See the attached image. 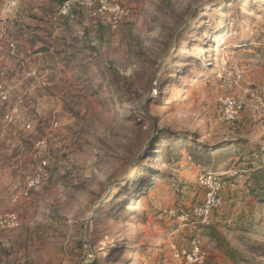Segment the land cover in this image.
Listing matches in <instances>:
<instances>
[{
	"label": "rangeland",
	"instance_id": "rangeland-1",
	"mask_svg": "<svg viewBox=\"0 0 264 264\" xmlns=\"http://www.w3.org/2000/svg\"><path fill=\"white\" fill-rule=\"evenodd\" d=\"M65 1L0 13V43L14 45L0 54V155L21 169L12 201L6 185L0 195L20 220L0 230V264H175L171 244L190 238L211 264H264V113L248 94L264 88V0H107L122 9L115 27L112 11L70 0L62 13ZM6 56L26 71L12 75ZM222 66L241 69L240 86ZM226 95L244 103L236 129L219 119ZM54 122L46 179L22 197ZM239 162L212 225L162 216L201 201L203 169Z\"/></svg>",
	"mask_w": 264,
	"mask_h": 264
},
{
	"label": "built area",
	"instance_id": "built-area-1",
	"mask_svg": "<svg viewBox=\"0 0 264 264\" xmlns=\"http://www.w3.org/2000/svg\"><path fill=\"white\" fill-rule=\"evenodd\" d=\"M107 0H99V7L94 8V0H84L82 4L88 6L91 15L106 10L112 11L110 23L112 27L118 22L122 9L118 4H113L108 9L105 4ZM18 5V0H3L0 13L2 16H8L13 13ZM72 8V1L66 0L62 5V13H67ZM13 51V44L9 45ZM5 70L0 66V101H6L9 96V90L5 86L2 77ZM36 71L28 72V76H35ZM218 75L224 85L228 87L240 86L243 81V72L237 66H222L218 71ZM248 94L254 97L258 103V108L264 113V88L249 89ZM22 102L20 99L18 103ZM244 103L232 95L222 97L220 101L219 119L229 127L236 129L241 121L244 112ZM17 111V104L13 105L4 115L7 122H13V114ZM58 126L57 122L52 124V130L48 137L39 139L35 144V157L37 158L36 166L33 172L28 175L24 181V186L18 195L28 197L31 191L42 185L47 176V167L49 165V156L47 155L48 145L56 142L54 130ZM29 127V125H27ZM236 172L233 169H227L220 173L201 172L197 176V184L203 191V197L200 202L192 205L188 211H183L178 207L166 208L162 211V216L174 218L185 223H199L204 226H210L214 222L215 212L221 209L224 204L226 191L234 189L235 185L231 182ZM17 197L15 196V199ZM20 224L19 216L12 210H0V230H13ZM171 252L175 264H211L204 253L199 248L196 238H190L187 242H176L171 244Z\"/></svg>",
	"mask_w": 264,
	"mask_h": 264
},
{
	"label": "crops",
	"instance_id": "crops-1",
	"mask_svg": "<svg viewBox=\"0 0 264 264\" xmlns=\"http://www.w3.org/2000/svg\"><path fill=\"white\" fill-rule=\"evenodd\" d=\"M7 42H8V46H7V44H5L3 42L0 43V54L1 55H4L5 56V54H6L5 51H8L10 44H13L12 42H9L8 39H7ZM36 44H40V41L36 40ZM2 51H3V53H1ZM7 57L8 56L5 57L4 64L10 70V73L12 75H16V74H18L20 72H25L26 71V70L24 71L23 68L22 69H20V68H21L22 65L25 64V62H28V59H25L24 61H20V64L19 65H16V64L10 63V61L8 60ZM58 58H59L58 56H55L53 58V61L58 63V60H59ZM15 158H17V156H15ZM5 160L6 159L0 155V195L1 196L2 195L6 196L5 195V191L2 189L4 187V185H6L8 191H9V192H7V196H6L7 197V200L10 201V198H11V201H12V198H14L12 196L13 195L12 194L13 193V189L17 186V179L19 177L16 174H19V172H20L21 169L15 170L14 169L15 166H11L9 164H6L5 163ZM224 197H226V196L224 195Z\"/></svg>",
	"mask_w": 264,
	"mask_h": 264
},
{
	"label": "trees",
	"instance_id": "trees-1",
	"mask_svg": "<svg viewBox=\"0 0 264 264\" xmlns=\"http://www.w3.org/2000/svg\"><path fill=\"white\" fill-rule=\"evenodd\" d=\"M242 154V152L241 153H238V158H239V156ZM230 154L229 153H227V155H226V157H228ZM204 157H206V160L207 161H214L215 160V157H214V155L212 154V152L211 151H204ZM244 158V157H243ZM243 165H245V166H249V165H254V167H257L258 165H257V163H254V162H250V161H244L243 163H242ZM242 165V166H243ZM227 169H233L235 172H236V174L232 177V178H230V180H231V182H233L234 183V185H235V187H234V189L233 190H235V188H236V178L238 177V174H239V171L241 170V162H239V164L237 165V167L236 168H228V166H226V167H222V166H219L218 168H217V170H215L214 168L212 169V168H210L209 167V169H203L202 171L203 172H214V173H220V172H222V171H225V170H227ZM247 169V168H246ZM250 169H253V167H250ZM233 190H231V191H233ZM196 225H201V224H199V223H195ZM201 226H204V225H201Z\"/></svg>",
	"mask_w": 264,
	"mask_h": 264
}]
</instances>
